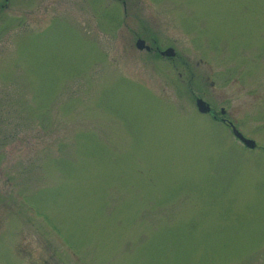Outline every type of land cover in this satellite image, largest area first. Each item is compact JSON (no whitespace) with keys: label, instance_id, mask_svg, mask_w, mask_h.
<instances>
[{"label":"rangeland","instance_id":"374dc122","mask_svg":"<svg viewBox=\"0 0 264 264\" xmlns=\"http://www.w3.org/2000/svg\"><path fill=\"white\" fill-rule=\"evenodd\" d=\"M0 264H264V0H0Z\"/></svg>","mask_w":264,"mask_h":264},{"label":"water","instance_id":"95a60500","mask_svg":"<svg viewBox=\"0 0 264 264\" xmlns=\"http://www.w3.org/2000/svg\"><path fill=\"white\" fill-rule=\"evenodd\" d=\"M136 46L139 50H142L145 47L144 41L139 40ZM162 55L167 57H173L175 54L173 49L169 48L166 51L162 52ZM197 107L200 113H207L209 111V107L205 105L202 100H197ZM236 136L248 147L253 148L255 146L254 142L245 140L239 133H236Z\"/></svg>","mask_w":264,"mask_h":264},{"label":"flooded vegetation","instance_id":"af4514ba","mask_svg":"<svg viewBox=\"0 0 264 264\" xmlns=\"http://www.w3.org/2000/svg\"><path fill=\"white\" fill-rule=\"evenodd\" d=\"M158 52H159V51H158ZM220 114H221V112H220ZM213 118H214L215 120H220V121H221L222 123H224L225 125H228V122L224 121L222 118H218L217 115H214Z\"/></svg>","mask_w":264,"mask_h":264}]
</instances>
